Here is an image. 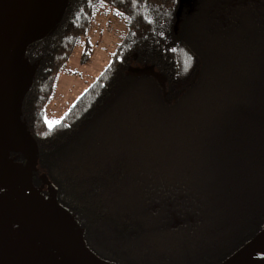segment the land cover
Masks as SVG:
<instances>
[{"label": "trees", "instance_id": "16d2710c", "mask_svg": "<svg viewBox=\"0 0 264 264\" xmlns=\"http://www.w3.org/2000/svg\"><path fill=\"white\" fill-rule=\"evenodd\" d=\"M100 1L128 33L49 126L43 107ZM178 4L68 0L25 50L37 67L21 117L40 169L115 264H220L264 225V0ZM133 59L162 80L129 73Z\"/></svg>", "mask_w": 264, "mask_h": 264}, {"label": "rangeland", "instance_id": "374dc122", "mask_svg": "<svg viewBox=\"0 0 264 264\" xmlns=\"http://www.w3.org/2000/svg\"><path fill=\"white\" fill-rule=\"evenodd\" d=\"M193 1L179 0L178 12L190 7ZM67 5L68 0H0V50L12 25L10 17L15 16L17 22L6 37L8 52L0 54V194L11 200L44 255H52L60 264H115L93 257L96 255L85 245L80 228L56 200L55 190L40 169L35 143L21 117L22 98L37 67L36 62L26 57V46L54 28ZM127 33L123 17L110 4L100 1L86 32L71 46L57 73L54 90L43 107L47 125L58 122L97 79ZM143 65L130 60L128 72H146L141 68ZM156 76L161 79L158 73ZM258 235L224 264H261L264 228Z\"/></svg>", "mask_w": 264, "mask_h": 264}, {"label": "water", "instance_id": "95a60500", "mask_svg": "<svg viewBox=\"0 0 264 264\" xmlns=\"http://www.w3.org/2000/svg\"><path fill=\"white\" fill-rule=\"evenodd\" d=\"M10 18L12 21V25H11L8 33L3 38L5 45H4V48L2 50H0V54L8 52L9 47L7 44V38L6 37L10 32L13 31V29L17 25L16 17L13 16ZM141 68L146 69V72H141V70H140V71H138L139 73H149V74H153L155 76H156V73H158V75H160L159 72L153 70V67H151V66H145V68H143V67H141ZM34 143H35V141H34ZM35 146H36V144H35ZM37 158H38V156H37ZM47 180H48V178H47ZM48 183L50 184L49 180H48ZM51 186L55 190V187L53 185H51ZM55 193H56V191H55ZM56 200H57V195H56ZM68 213L70 214L69 211H68ZM72 218H73V216H72ZM74 221H75L76 225L79 227V225L77 224L75 219H74ZM263 228H264V225L261 227V229L257 232V234L254 237H252L247 242H245L236 251H234L229 257H227L225 260H223L220 264H224L227 260L229 261L232 258H234L235 257L234 255L238 252V250L243 248L244 246H246L249 242L253 241L255 238H257L259 236L258 234L261 232V230H263ZM80 230L82 232L81 228H80ZM82 237H83V234H82ZM262 239H264V235H263ZM83 241H84V238H83ZM84 243H85V241H84ZM85 245H86V243H85ZM87 248H88V246H87ZM89 250L91 252H93L91 249H89ZM32 254H34V256H35L34 261L32 259ZM43 255L44 254L41 252L40 245L37 243V240H34L30 236V234L27 232L26 225L20 219L19 214L15 210L14 205L11 202V200L0 194V264H20L19 258L21 259L23 264H43V262L41 261V257ZM47 256L50 257V259L53 261V264H58L59 261L57 260V258L53 257L52 255H47ZM86 256H88V255H86ZM93 257H96L99 260L103 259V258L99 257L98 255L93 256ZM31 259H32V261H31ZM101 261H103V260H101ZM261 264H264V255H263Z\"/></svg>", "mask_w": 264, "mask_h": 264}, {"label": "flooded vegetation", "instance_id": "af4514ba", "mask_svg": "<svg viewBox=\"0 0 264 264\" xmlns=\"http://www.w3.org/2000/svg\"><path fill=\"white\" fill-rule=\"evenodd\" d=\"M34 254H32V259H33V261H34ZM85 257H87L86 255H85ZM84 257V258H85ZM104 257V256H103ZM84 258H82V260L84 259ZM89 258V257H88ZM32 259H31V261H32ZM41 261L43 262V264H53V261L50 259V257L49 256H47V255H43L42 257H41ZM58 264H59V262H58Z\"/></svg>", "mask_w": 264, "mask_h": 264}]
</instances>
